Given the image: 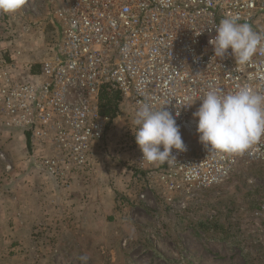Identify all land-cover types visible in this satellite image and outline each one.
<instances>
[{
  "label": "built area",
  "instance_id": "2783aa9c",
  "mask_svg": "<svg viewBox=\"0 0 264 264\" xmlns=\"http://www.w3.org/2000/svg\"><path fill=\"white\" fill-rule=\"evenodd\" d=\"M49 3L59 36L39 72L31 63L0 58V127L24 131L33 150H41L42 169L61 187L73 168L90 163L95 148L106 143L113 117L101 114L102 92L117 95V105L134 119L143 103L154 110L164 106L196 137L193 113L209 86L225 93L264 91V54L240 66L231 49L220 58L209 44L224 18H238L264 35V0ZM185 146L172 150L169 165L142 161L141 151L132 162L137 170H155L173 193L202 191L225 181L239 164L264 163V141L239 155ZM255 217L264 232V203Z\"/></svg>",
  "mask_w": 264,
  "mask_h": 264
},
{
  "label": "rangeland",
  "instance_id": "374dc122",
  "mask_svg": "<svg viewBox=\"0 0 264 264\" xmlns=\"http://www.w3.org/2000/svg\"><path fill=\"white\" fill-rule=\"evenodd\" d=\"M50 19L49 0H25L15 14H0L1 55L33 65L38 49L46 59L59 36ZM134 120L117 105L106 143L68 173L66 187L36 161L37 175L54 181L52 194L39 199L28 135L0 127V264H84L81 256L86 264H264L255 217L264 203V163L239 164L202 191L173 193L155 170L135 168ZM180 131L185 145H201L198 135Z\"/></svg>",
  "mask_w": 264,
  "mask_h": 264
},
{
  "label": "clouds",
  "instance_id": "9594fccd",
  "mask_svg": "<svg viewBox=\"0 0 264 264\" xmlns=\"http://www.w3.org/2000/svg\"><path fill=\"white\" fill-rule=\"evenodd\" d=\"M24 3L25 0H0V14H15ZM213 29L215 36L209 44L216 57L224 58L231 49L235 64L245 66L258 52L264 54V35L253 31L248 23H239L238 18H224ZM197 101L200 106L193 118L197 120L199 142L208 153L239 155L264 141V91L243 87L225 93L209 86ZM134 123L138 126L134 136L142 161L169 165L175 161L173 149L186 150L176 116L164 106L154 110L151 104L143 103L135 113ZM79 259L86 264L88 257Z\"/></svg>",
  "mask_w": 264,
  "mask_h": 264
},
{
  "label": "crops",
  "instance_id": "0c3cea01",
  "mask_svg": "<svg viewBox=\"0 0 264 264\" xmlns=\"http://www.w3.org/2000/svg\"><path fill=\"white\" fill-rule=\"evenodd\" d=\"M52 21V23H53V20L52 19H50V22ZM39 48V47H38ZM36 49V48H35ZM34 49V50H35ZM43 49V48H42ZM38 49H37V51H36V53L35 54H37V55H33V73H38L39 72V68H40V63H42L43 62V60L45 59L43 56H41V55H39L38 56ZM0 58H5V57H3L2 55H1V50H0ZM44 58V59H43ZM6 60H8L9 58H5ZM19 62H23V63H30V62H32V61H29L28 62V60L27 61H19ZM41 154V150L40 149H35V150H33V197L34 196H36L38 199H39V197H42V196H44V197H48L49 195H51L52 194V192H51V187L54 185V184H52V182L54 183V181H52L51 179V181L52 182H49V181H47V180H49L48 179V177H46V174L43 172V174L42 175H37L38 173H37V165H36V161H37V163H38V165L40 164L39 163V160H38V158H39V155ZM97 157H98V155H97ZM102 157L100 156V158H99V160L97 161V163L94 165V166H97L96 167V169L98 168V166L99 165H101L102 164ZM41 168V167H40ZM39 168V169H40ZM42 169V168H41ZM40 169V170H41ZM43 170V169H42ZM41 170V171H42ZM96 171H99V170H96ZM99 172H101V170L99 171ZM98 172V173H99ZM52 185V186H51ZM58 188V185H56V189ZM37 202H38V200H37ZM43 210H47V207H44V209ZM40 211V210H39ZM39 211H38V213H39ZM43 212V211H42ZM36 213H37V210H36Z\"/></svg>",
  "mask_w": 264,
  "mask_h": 264
},
{
  "label": "trees",
  "instance_id": "16d2710c",
  "mask_svg": "<svg viewBox=\"0 0 264 264\" xmlns=\"http://www.w3.org/2000/svg\"><path fill=\"white\" fill-rule=\"evenodd\" d=\"M118 100L117 95H108L105 92H102L101 98H100V109L102 115H109L111 117H114V112L116 109V106L118 103H116Z\"/></svg>",
  "mask_w": 264,
  "mask_h": 264
}]
</instances>
